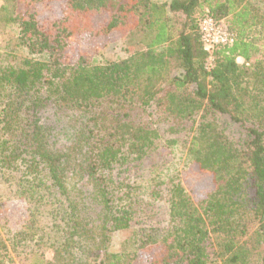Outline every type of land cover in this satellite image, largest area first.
Here are the masks:
<instances>
[{"label": "trees", "instance_id": "trees-1", "mask_svg": "<svg viewBox=\"0 0 264 264\" xmlns=\"http://www.w3.org/2000/svg\"><path fill=\"white\" fill-rule=\"evenodd\" d=\"M32 1L63 9L43 24L35 10L15 16L44 58L0 63V170L24 201L16 220L0 221V264H264V251L253 260L240 243L251 226L264 243V0ZM204 16L234 42L204 51ZM101 17L99 33L132 35L143 49L71 63L68 45ZM215 115L237 126L236 140ZM161 130L193 133L191 170L211 181L197 201L176 175L148 188L130 175L174 144ZM153 203L166 205L163 228L151 225ZM128 228L134 250L111 252Z\"/></svg>", "mask_w": 264, "mask_h": 264}, {"label": "rangeland", "instance_id": "rangeland-1", "mask_svg": "<svg viewBox=\"0 0 264 264\" xmlns=\"http://www.w3.org/2000/svg\"><path fill=\"white\" fill-rule=\"evenodd\" d=\"M34 5L35 3L32 0H0V63L19 66L26 58H44L40 54H30L31 52L22 40L18 20L13 21L12 19L21 12L25 13V10L28 12L35 10L37 19L43 24L48 20L61 16L63 4H37L35 7ZM102 22L103 18L101 17V19L93 23V30L91 32L75 35L74 40L70 42L66 49L71 63L77 62L81 56L89 64L102 65L107 62L125 59L134 51L143 49V45L132 35L120 32H112L106 35L99 33L98 29ZM210 62L211 59L208 60L207 65ZM238 63H242L240 59H238ZM213 118L224 133L232 140L237 139L239 129L227 117L215 115ZM197 121L198 119L196 123ZM196 123L193 126L196 127ZM163 130L160 131L162 142L172 140L174 144L170 147L168 146L166 154H154L146 164L148 166L152 163V166L140 169L137 172L134 171L130 175L132 178L140 179L145 188H148L153 181H166L169 177L176 175L179 177L180 182L191 199L197 201L210 189L211 181L208 175L195 174L191 170L192 160L188 154V145L193 133L182 132L171 134L166 131L162 132ZM8 183L10 182L6 180L4 172L0 170V201L5 202V207L2 208V213L0 214V221H4V218L7 217L8 221L12 222L16 220L24 208V201L19 200L12 192L13 183H11V186ZM51 201V198L46 197L43 205H40L41 224L43 226L53 225L48 216V213L52 209L50 207ZM150 212L152 215L151 225L160 228L166 226L168 220L166 205L163 203H153ZM133 239L132 228L117 231L112 236L111 252L133 251ZM240 243L242 244V248L248 251L250 258L253 260L260 259L264 251V243L261 234L257 232L255 226L248 228L247 234L240 239ZM50 256L51 254L47 253V261H49Z\"/></svg>", "mask_w": 264, "mask_h": 264}, {"label": "built area", "instance_id": "built-area-1", "mask_svg": "<svg viewBox=\"0 0 264 264\" xmlns=\"http://www.w3.org/2000/svg\"><path fill=\"white\" fill-rule=\"evenodd\" d=\"M199 33L203 49L207 53H211L216 46L231 45L234 42V35L227 30L225 25L222 22H216L210 16H204L200 20ZM209 65L210 63L207 66Z\"/></svg>", "mask_w": 264, "mask_h": 264}]
</instances>
